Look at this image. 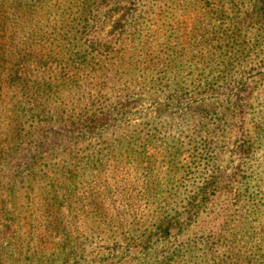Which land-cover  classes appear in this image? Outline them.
<instances>
[{
    "label": "trees",
    "instance_id": "trees-1",
    "mask_svg": "<svg viewBox=\"0 0 264 264\" xmlns=\"http://www.w3.org/2000/svg\"><path fill=\"white\" fill-rule=\"evenodd\" d=\"M183 1L4 0L0 3V191L21 189L33 180L56 183L50 178L53 175L61 177L67 173L66 177H75L86 162L84 152L78 150L77 145L92 139H97L95 153L106 158L110 164L109 160L111 162L117 153L120 129L125 127L121 126L122 123L131 126L124 116L135 101L131 92L136 86L138 90L150 87L153 94L160 93L166 106L186 99L191 93L189 86L197 94L220 89L218 87L224 84L223 78L216 86L215 78L184 74L187 65L181 58L183 49L179 43L183 42L179 30ZM228 3V0L214 2L213 24L209 26L208 20H203L205 25L193 30L186 52L194 53V62L202 61L200 64H203L209 60L205 55L212 48L229 56L236 53L235 45L224 42H238L240 35L225 24L227 16L218 11ZM206 5L200 8L201 13H206L203 10ZM236 6L235 13L241 12L239 5ZM70 42L80 44L75 49H78L76 53L82 52V60L69 58L55 61L49 48L62 47V44ZM131 42H143V48L140 46L132 58L126 59L125 56L133 49ZM210 42L220 43L215 47L210 46ZM175 69L182 72L173 73ZM244 93V90L233 93L239 108L236 139L240 143L239 149H233L237 161L232 165L231 172L226 174L222 170V174L210 181L218 190L217 196L221 192L229 193L236 183L246 178L244 174L256 164L254 156L257 147L263 143L264 137L258 131V135L252 132L245 123ZM35 128L37 135L41 129L44 131L39 134L43 141L38 144H32ZM131 130L129 128L128 134ZM51 156L56 157L53 168L47 167L42 172L43 161ZM37 168L39 172L34 170ZM233 195L225 204L223 215L209 226H194L206 201L203 197L197 205L187 207L183 212L186 218L181 222L165 221L150 234V240L145 244H128L125 251L132 246H142L143 249L150 246L151 249L154 243L167 242L172 231L186 230L189 235L186 247L201 245L211 264H253V257L246 256L242 248H238L246 234L242 218L236 219V222L232 219V214H237L234 206L240 200V195ZM113 196L111 194L110 197ZM5 197L9 198L8 195ZM110 197V200H115ZM26 199L27 205L26 202L22 205L31 215L28 208L32 199L29 194ZM104 199L91 196L85 205L93 211L110 212L112 209L108 207L111 204ZM72 205L73 202L69 206L70 212L73 214L76 210L77 214L78 208H72ZM112 206L115 208L117 205ZM115 211L118 212V209ZM69 217H72L71 213ZM72 222L75 223L74 220ZM49 223L51 231H58L64 220L55 221L52 218L51 221L49 218ZM13 225L18 230L22 228L19 231L28 236L25 223L18 220L4 224V220H0V240L9 238ZM84 238L85 235L77 233L76 241L75 238L74 243L65 239L64 246L78 250L81 259L88 249ZM116 238L114 235L112 240L104 242L99 251H107L117 259V253L124 247ZM259 238L264 239V231ZM30 242L29 238L23 246L21 243L17 245L26 249L24 253H33L34 261L40 263L44 257L38 250L40 243L31 244L28 248ZM217 250L223 251L224 255L220 258L214 256ZM24 253L16 255L23 256Z\"/></svg>",
    "mask_w": 264,
    "mask_h": 264
},
{
    "label": "rangeland",
    "instance_id": "rangeland-1",
    "mask_svg": "<svg viewBox=\"0 0 264 264\" xmlns=\"http://www.w3.org/2000/svg\"><path fill=\"white\" fill-rule=\"evenodd\" d=\"M219 1L227 0L183 1L180 9L182 16L179 18L183 42L179 43L183 49L181 58L187 65L185 76L194 74L193 77L215 78L216 86L223 78L224 84L218 87L220 89L197 94L186 84L191 90L190 95L177 104L166 106L163 95L158 92L153 94L150 87L138 90L136 86L131 92L135 101L124 116L131 126L122 123L121 126L125 127L120 129L117 153L111 162L109 160L110 164L106 158L95 153L97 139H92L77 145V149L84 152L86 162L75 177H66L67 173L61 177L53 175L50 178L56 183L33 180L21 189L0 191V220H4V224L19 220L26 224L28 231L27 236L19 231L22 228L18 230L13 225L9 231L12 236L0 240V264H211L201 245L186 247L189 236L186 230L172 231L167 242L154 243L151 249L150 246L149 249L132 246L125 251V248L128 244H145L150 240V234L165 221L181 222L186 218L183 212L187 207L197 205L203 197L206 201L194 226H209L223 215L225 204L233 194L240 195V200L234 206L237 214H232V219L236 222V219L242 218L246 234L238 248L241 247L246 256L253 257V264H264V239L259 238L264 231V139L254 156L256 164L229 193L221 192L217 196L216 186L210 183L211 179L222 174V170L226 174L231 172L232 165L237 161L233 155V149H239L240 143L236 139V122L240 118L238 103L234 100L236 96L233 95L236 90L245 92L243 100L246 101L243 104L247 127L264 137V0H228L229 3L218 11L227 16L225 24L240 35L238 42H224L235 45L236 53L229 56L212 48L205 55L209 60L203 64H200L202 61L194 62V53L186 52L190 43L187 41L193 30L205 25L203 20H208L209 26L213 24L214 2ZM204 4L207 6L203 9L206 13H201L200 8ZM236 5L241 12L235 13ZM142 43L131 42L133 49L125 58H132L140 46L143 48ZM219 43L210 42V46L217 47ZM79 45L70 42L49 50L55 61L69 58L82 60V52L76 53L78 49H75ZM180 70L175 69L173 73ZM128 127L132 128L131 134H128ZM34 132L32 144L41 143L43 140L39 134L44 131L41 129L37 135L35 128ZM67 150L71 152L69 148ZM53 157L43 161L42 172L56 162V157ZM34 170L39 172L38 168ZM27 194L32 199L28 208L31 215L22 205L25 202L27 205ZM111 194L114 196L110 197ZM91 196L105 198V202L111 204L108 209L112 210L93 211L85 205ZM72 202V208H78L77 214L76 210L73 214L70 212ZM112 205L117 206L113 208ZM117 209L118 212L115 211ZM19 211L26 214H19ZM70 213L72 217H69ZM49 218L51 221L52 218L55 221L64 220L59 233L51 231ZM77 233L85 235L88 246L81 259L78 250L64 246L65 239L74 243ZM114 235L124 247L117 253V259L107 251H99V247L112 240ZM29 238L28 248L31 244L40 243L38 250L44 256L40 263L34 261L33 253H24L26 249L17 245L21 243L23 246ZM21 252L23 256L16 255ZM222 255L224 252L221 250L214 254L219 258Z\"/></svg>",
    "mask_w": 264,
    "mask_h": 264
}]
</instances>
